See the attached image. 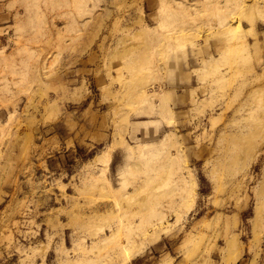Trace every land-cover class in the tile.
Masks as SVG:
<instances>
[{"label": "rangeland", "instance_id": "rangeland-1", "mask_svg": "<svg viewBox=\"0 0 264 264\" xmlns=\"http://www.w3.org/2000/svg\"><path fill=\"white\" fill-rule=\"evenodd\" d=\"M263 14L0 0V264H264Z\"/></svg>", "mask_w": 264, "mask_h": 264}, {"label": "bare ground", "instance_id": "bare-ground-1", "mask_svg": "<svg viewBox=\"0 0 264 264\" xmlns=\"http://www.w3.org/2000/svg\"><path fill=\"white\" fill-rule=\"evenodd\" d=\"M195 3H197V2H194V6H195ZM193 4V3H192ZM198 4V3H197ZM198 6V5H197ZM259 15H260V13H259ZM264 15V14H263ZM238 23H240V22H238ZM252 24V23H251ZM239 25V24H238ZM253 25V24H252ZM252 25H251V28H252ZM240 27H241V25H240ZM237 29V28H236ZM235 29V30H236ZM249 30V29H248ZM252 29H250L249 31H251ZM240 32H243V29L240 31ZM252 32V31H251ZM245 37V36H244ZM108 152H110V151H108ZM109 154V153H108ZM107 154V155H108ZM103 156V155H102ZM110 156L108 155V157L107 158H109ZM100 158V157H99ZM101 158H103V157H101ZM100 158V160L101 161H103V159H101ZM98 160V159H97ZM108 160V159H107ZM107 160L105 161L104 160V165L105 166H107L108 167V164L107 163H109V162H107ZM110 160V159H109ZM101 161H99V162H97V163H101ZM107 165H106V164ZM101 164H103V163H101ZM192 184V183H191ZM191 186V185H190ZM194 187V186H193ZM190 188H192V186L190 187ZM195 188V187H194ZM191 190H194L193 188L191 189ZM259 213H260V211H258ZM258 212H257V215H258ZM256 215V216H257ZM258 218H259V216H257ZM257 218V219H258ZM157 228H158V226H157V223H154L153 224V230L154 231H156L157 230ZM113 232L111 233V235L109 236L108 234H107V237L106 238H104L101 242H109L110 241V243H111V241H113V240H115V238L117 237V231H115V230H112ZM154 231H152V232H154ZM153 234H151V231H150V229L149 228H138V231L137 232H135V234L133 235V236H128L127 237V240H125L124 242L123 241H119V243H118V245H117V247H118V249H117V247H116V249H117V251H116V253H115V256L113 257V259H115L116 260V262L117 263H125V260L127 259L128 260V257L127 258H125L126 256H127V254L129 253L130 254V252L132 253L134 250H135V252L136 253H139L142 249H143V247L145 246V245H147L149 242H151L153 239H154V237H155V235L153 236ZM150 237V238H149ZM114 242V241H113ZM106 244V243H105ZM108 244V243H107ZM137 249V250H136ZM131 255V254H130ZM132 257V256H131ZM89 262H90V260H89ZM88 264V263H87Z\"/></svg>", "mask_w": 264, "mask_h": 264}]
</instances>
